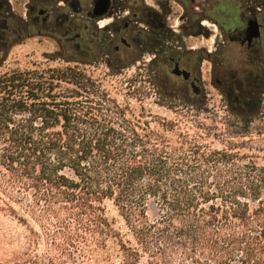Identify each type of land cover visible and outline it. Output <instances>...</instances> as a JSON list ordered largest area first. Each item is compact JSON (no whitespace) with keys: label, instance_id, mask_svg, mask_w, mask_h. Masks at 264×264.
<instances>
[{"label":"trees","instance_id":"trees-1","mask_svg":"<svg viewBox=\"0 0 264 264\" xmlns=\"http://www.w3.org/2000/svg\"><path fill=\"white\" fill-rule=\"evenodd\" d=\"M0 6L1 69L27 39ZM90 44L80 58L56 44L44 64L0 72V264H264V150L213 148L214 128L153 117L137 90L138 106L119 100L86 71L119 67L104 40ZM165 75L147 69L156 105L208 112L204 95L162 86ZM230 114L244 136L255 114Z\"/></svg>","mask_w":264,"mask_h":264},{"label":"flooded vegetation","instance_id":"flooded-vegetation-1","mask_svg":"<svg viewBox=\"0 0 264 264\" xmlns=\"http://www.w3.org/2000/svg\"><path fill=\"white\" fill-rule=\"evenodd\" d=\"M62 1L58 9L68 10L69 13H57L55 19L58 25L66 21L67 30L62 37L55 38L56 32L53 35V30L40 28L53 12L42 9L41 0H27V13L21 16L26 39L38 34L54 40L61 49L66 41L77 54L85 53L84 50L88 52L91 42L104 40L107 45L104 57L110 63L120 54H129L134 58L151 56L149 69L153 72L160 69L167 73L162 85L165 88L184 92L190 98L205 96V89L209 85L229 91L233 88L234 92L222 93L226 94L227 103L234 112L245 119L264 104V0H243L246 14L240 15L235 27L213 20L214 28L220 30L221 34L214 37L212 50L189 45L191 38L203 35L209 38L210 31L214 30L204 28L201 8H193L192 0L180 6V24L177 28L172 24L176 14L170 5V2H174L172 0L165 2L163 11L147 6L145 11L135 9L131 12L125 11L124 0H109L107 9L100 15L94 11L97 0H87L86 4L82 0ZM144 17L147 19L144 20ZM252 21L257 22L259 35L248 41L247 29ZM220 36L222 41L219 40ZM226 42H236L245 48L247 62H252L253 68L251 64H246L239 67L240 73L233 69L216 78L221 69L218 50ZM64 49L69 50L67 46ZM192 87L196 88L198 94L193 92Z\"/></svg>","mask_w":264,"mask_h":264},{"label":"rangeland","instance_id":"rangeland-1","mask_svg":"<svg viewBox=\"0 0 264 264\" xmlns=\"http://www.w3.org/2000/svg\"><path fill=\"white\" fill-rule=\"evenodd\" d=\"M167 0H124L125 11H133L135 9H146L147 6H152L155 9L163 11L164 4ZM170 2L172 10L176 11L174 16L173 25L174 28H177L180 24L178 15L181 12L180 6L182 3L188 4V1L191 0H172ZM41 8L47 12L52 11V16L42 25V29H51L55 34V38L62 35L66 32L67 22L60 23L58 25L55 15L57 13L68 12V10L58 9L59 4H63L62 0H41ZM7 3L11 10L18 16L24 17L27 13L26 3L27 0H7ZM82 3L86 4L87 0H82ZM192 5L194 7L201 8V15L205 20H203V26L206 29H214L210 31L211 36L206 38L205 35L202 37L191 38L192 46H204L205 49H213V39L218 34H221L220 30L214 28L213 20H216L219 24H227L229 27H235L238 24V19L240 15H245V4L243 0H192ZM86 6V5H85ZM2 8V6H0ZM80 14H83L81 12ZM147 18L144 17V20ZM105 23V22H104ZM103 23H100L102 25ZM132 22H130V25ZM39 29V28H38ZM51 33V34H52ZM222 37H219V40L222 41ZM97 42V41H95ZM65 46L69 50H65ZM64 48H59L56 46L54 40L48 37H37L33 35L29 39L20 42L19 44L13 46L9 51L8 59L5 61L4 65L1 67L0 72L14 68L20 67L23 69H33L35 64L41 63L44 64V56L47 54H52L55 51H58V54L67 60L80 58L85 55V53H76L72 49V45L64 41ZM151 56L145 55L142 58H137L135 61L132 60V56L129 54H120L117 57L112 59V64L119 67L110 68L104 61H99L89 66H86L85 69L87 72L93 75H99V78L102 84L108 88L112 94H115L119 100H130V102L138 106L140 99L139 95H134L135 92L139 91L142 93L144 104H147L152 108L154 113L153 117L161 116L167 118H176L178 115H185L191 121V123L199 122L204 127L214 128L210 130L209 142L211 146L216 149H221L224 147V140H234L240 141L243 140L247 143L250 142L247 146L254 148H260L264 150V104L260 105L255 113V117L252 119L251 123L248 125L247 132L244 136L232 134L230 126H239L243 127V122L237 117L230 114L234 112V109L229 105L227 101L226 94L222 92H234L232 88L230 91L222 87H214L212 85L207 86L205 89V103L208 112H195L191 107L184 106L179 101H166L165 105L170 109H164L156 105L155 102L158 101L155 87L147 78V69H148V60ZM104 58V57H103ZM218 59L221 63V69L216 78H221L222 74L232 71L233 69L238 70L240 73L239 67H244L246 64L253 63L247 62L248 58L246 57L245 48L239 46V44L228 43L221 46L218 50ZM255 60V59H254ZM123 65V66H120ZM70 66H75L71 64ZM225 70L224 72L223 69ZM253 68V67H252ZM167 74V73H165ZM241 77V75H239ZM137 90V91H136ZM128 93V96L124 94ZM225 100H222V99ZM192 102L196 100L192 97ZM235 113V112H234ZM214 136H217L218 139H214ZM262 163V162H260Z\"/></svg>","mask_w":264,"mask_h":264},{"label":"water","instance_id":"water-1","mask_svg":"<svg viewBox=\"0 0 264 264\" xmlns=\"http://www.w3.org/2000/svg\"><path fill=\"white\" fill-rule=\"evenodd\" d=\"M108 4H109V0H97L96 3L94 4L95 13H99L98 15H100L102 12H104L107 9ZM39 13L41 14L42 11H40ZM247 32L248 35L246 39L248 41H251L253 38H256L259 35L258 24L256 21H252L249 23ZM192 90L194 93L198 94V91L196 90L195 87H192Z\"/></svg>","mask_w":264,"mask_h":264}]
</instances>
